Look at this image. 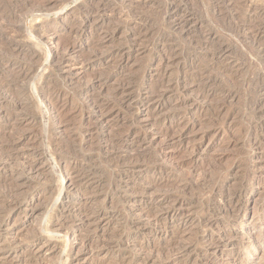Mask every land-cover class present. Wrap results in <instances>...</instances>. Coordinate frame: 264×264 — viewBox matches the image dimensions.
<instances>
[{"label": "rangeland", "instance_id": "1", "mask_svg": "<svg viewBox=\"0 0 264 264\" xmlns=\"http://www.w3.org/2000/svg\"><path fill=\"white\" fill-rule=\"evenodd\" d=\"M0 17V264H264V0Z\"/></svg>", "mask_w": 264, "mask_h": 264}, {"label": "bare ground", "instance_id": "2", "mask_svg": "<svg viewBox=\"0 0 264 264\" xmlns=\"http://www.w3.org/2000/svg\"><path fill=\"white\" fill-rule=\"evenodd\" d=\"M6 10V9H5ZM4 14V13H3ZM0 18H2V17H0ZM3 18H12L13 19V12L11 11V10H9V11H6V13L4 14V16H3ZM1 20V19H0ZM32 69V67L31 66H27L26 67V70L28 71V70H31ZM10 147V146H9ZM64 152V151H63ZM62 154V153H61ZM65 154V153H64ZM63 155V154H62ZM60 191V190H59ZM12 192V191H11ZM7 193H9V192H7ZM13 193V192H12ZM10 194V193H9ZM10 196V195H9ZM12 196V195H11ZM8 197V196H7ZM21 200V199H20ZM22 201V200H21ZM23 202V201H22ZM16 204V203H15ZM8 205V204H7ZM17 205V204H16ZM18 206H19V204H18ZM9 207V206H8ZM8 207L6 206L5 207V211H7L8 210ZM9 209H13V208H9ZM15 209V208H14ZM238 210V209H237ZM240 210V209H239ZM239 210L237 211V212H239ZM237 214V213H236Z\"/></svg>", "mask_w": 264, "mask_h": 264}]
</instances>
